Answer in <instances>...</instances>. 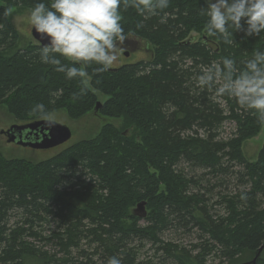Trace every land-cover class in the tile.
Returning <instances> with one entry per match:
<instances>
[{
  "label": "trees",
  "instance_id": "1",
  "mask_svg": "<svg viewBox=\"0 0 264 264\" xmlns=\"http://www.w3.org/2000/svg\"><path fill=\"white\" fill-rule=\"evenodd\" d=\"M52 2L0 0V106L26 124L44 120L32 111L38 104L79 119L98 102L96 112L119 125L106 123L39 163L0 152V264L252 260L264 242V141L253 161L242 146L264 126L215 86L198 87L197 77L224 58L242 68L264 52V33L229 28L232 45L208 37L200 15L207 0H169L143 15L121 3L126 37L144 42L152 58L101 74L89 67L87 94L74 99L80 80L44 64L36 43L19 48L12 24L13 9ZM223 124L231 125L226 137ZM139 203L144 216L131 211ZM255 264H264V249Z\"/></svg>",
  "mask_w": 264,
  "mask_h": 264
},
{
  "label": "clouds",
  "instance_id": "2",
  "mask_svg": "<svg viewBox=\"0 0 264 264\" xmlns=\"http://www.w3.org/2000/svg\"><path fill=\"white\" fill-rule=\"evenodd\" d=\"M207 2L208 7L201 8L200 15L208 18L204 25L208 37L232 45L233 33L229 28L235 32L243 30L247 36L264 33V0ZM121 3L125 10L135 8L141 15L169 6V0H53L50 9L38 3L28 16L30 26L42 40L49 41L40 50V60L55 66L69 80H80L81 87L74 93V99L87 94L89 67L96 65L94 72L101 74L118 61V44L127 39L120 23ZM9 15L11 9L4 12L5 17ZM60 57L73 66L62 64ZM197 85L201 89L215 86L216 96L234 99L239 108L250 111L264 126V52L256 50L242 68L233 59L224 58L222 63L213 64L199 75ZM32 111L41 113V119H51L43 104ZM108 264H121V261L113 256Z\"/></svg>",
  "mask_w": 264,
  "mask_h": 264
},
{
  "label": "rangeland",
  "instance_id": "3",
  "mask_svg": "<svg viewBox=\"0 0 264 264\" xmlns=\"http://www.w3.org/2000/svg\"><path fill=\"white\" fill-rule=\"evenodd\" d=\"M215 2V0H212ZM30 10H22L20 11L13 9V19L12 24L17 30L19 34L18 47L22 48L27 44H34V40L30 35L31 26L28 22V16L30 15ZM194 39H196L194 37ZM129 42L130 47L133 50L137 51L139 49V53L135 56L133 53L130 55V47H123V43ZM122 44L118 45V61L111 67L116 68L120 63L130 64L136 61H149L152 58L151 49L144 42L135 37H127L126 41ZM122 52H128L130 56L124 57L122 56ZM121 58V59H120ZM121 61V62H120ZM105 98L98 95L99 102L103 101ZM51 121L66 125L72 132L71 139L62 146L57 148H53L50 150H33L30 148H24L20 146H16L13 144H7L4 137L0 136V152L6 159H21L28 161L30 163H39L49 158H52L57 154V152L67 146H70L80 140H84L87 138H91L96 136L101 126L106 123H113L114 125H119V121L117 120H109L107 118L101 117L98 113L92 111L85 116L79 119H70L63 112H57L50 115ZM24 123H20L16 121L13 117H11L6 109L0 106V132L1 130H6L11 125H22ZM231 125L223 124L221 136H228L231 130ZM264 141V128L261 132L254 138L246 141L242 146V152L245 158L249 161H253L256 159L257 153L262 146ZM136 207H134L131 211H135ZM164 240L168 239V237H164ZM183 242V241H182ZM183 244H187L184 240ZM147 249V246L145 247ZM208 264H215V262L208 261Z\"/></svg>",
  "mask_w": 264,
  "mask_h": 264
},
{
  "label": "water",
  "instance_id": "4",
  "mask_svg": "<svg viewBox=\"0 0 264 264\" xmlns=\"http://www.w3.org/2000/svg\"><path fill=\"white\" fill-rule=\"evenodd\" d=\"M30 35L34 42L43 47L49 43L48 39H41L40 35L31 27ZM126 57L127 53L124 54ZM100 107V103H96L95 111ZM0 134L5 135L7 144L30 148L33 150H50L67 143L71 137V130L63 124L51 120L33 121L22 125H11L6 131H1ZM134 213L139 216H144V203L136 205ZM264 249V242L257 249L252 260L241 264H255L260 254Z\"/></svg>",
  "mask_w": 264,
  "mask_h": 264
},
{
  "label": "flooded vegetation",
  "instance_id": "5",
  "mask_svg": "<svg viewBox=\"0 0 264 264\" xmlns=\"http://www.w3.org/2000/svg\"><path fill=\"white\" fill-rule=\"evenodd\" d=\"M125 41H126V40H125ZM125 41H124V42H125ZM128 43H129V42H125V43H123L122 46H123V47H125V46L130 47V44L128 45ZM118 45H119V44H118ZM129 50H130V52H131L130 55L133 53L135 56L140 52L139 49H138L137 51H135V50H133L132 47H130ZM125 53H127L128 56H130L128 52H122V56L126 57V56L124 55ZM128 56H127V57H128ZM128 58H129V57H128ZM120 59H121V58H120ZM120 62H121V61H120ZM132 63H134V62H132ZM123 64H125V63H120V65H117L116 67H119V66H121V65H123ZM94 112H96V111H94ZM96 113H97V112H96ZM7 129H8V128H7ZM7 129H6V130H7ZM6 130H1V131H6ZM0 136H1V137H4L5 140L7 141V138L5 137V135L0 134ZM10 144H11V143H10ZM13 145H14V144H13Z\"/></svg>",
  "mask_w": 264,
  "mask_h": 264
}]
</instances>
